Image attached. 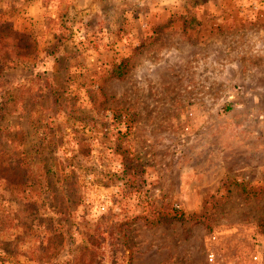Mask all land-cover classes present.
<instances>
[{
    "label": "rangeland",
    "instance_id": "rangeland-1",
    "mask_svg": "<svg viewBox=\"0 0 264 264\" xmlns=\"http://www.w3.org/2000/svg\"><path fill=\"white\" fill-rule=\"evenodd\" d=\"M210 253L264 264V0H0V264Z\"/></svg>",
    "mask_w": 264,
    "mask_h": 264
},
{
    "label": "built area",
    "instance_id": "built-area-1",
    "mask_svg": "<svg viewBox=\"0 0 264 264\" xmlns=\"http://www.w3.org/2000/svg\"><path fill=\"white\" fill-rule=\"evenodd\" d=\"M207 260L210 264H224L223 261L213 253L208 254Z\"/></svg>",
    "mask_w": 264,
    "mask_h": 264
},
{
    "label": "trees",
    "instance_id": "trees-1",
    "mask_svg": "<svg viewBox=\"0 0 264 264\" xmlns=\"http://www.w3.org/2000/svg\"><path fill=\"white\" fill-rule=\"evenodd\" d=\"M116 76L118 77V78H121L122 76H123V71H122V69H120L119 67L116 69Z\"/></svg>",
    "mask_w": 264,
    "mask_h": 264
}]
</instances>
